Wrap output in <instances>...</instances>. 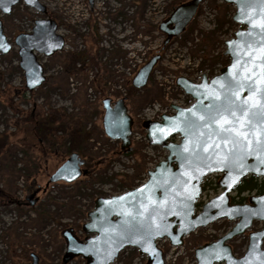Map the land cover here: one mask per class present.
Wrapping results in <instances>:
<instances>
[{
  "label": "rangeland",
  "instance_id": "rangeland-1",
  "mask_svg": "<svg viewBox=\"0 0 264 264\" xmlns=\"http://www.w3.org/2000/svg\"><path fill=\"white\" fill-rule=\"evenodd\" d=\"M190 0H39L46 8L43 16L22 2L9 15L0 13L3 33L12 46L7 56L0 55V92L24 90V75L14 38L31 32L34 21L49 18L57 23V34L64 42L61 52L37 60L45 72V82L32 96L19 104L23 115L17 116L0 97V264H85L76 258L64 262L65 241L61 233L72 228L79 236L87 222L83 213L93 209L96 197L118 193L140 179L149 153L142 142L132 145V155L118 154L120 143L104 135L102 101L126 99L128 114L135 118L146 108L164 109L168 105H189L190 99L179 96L170 84L179 76L200 80L211 71L218 74L224 60L223 42L241 28L231 18L234 8H223L220 0H203L186 32L170 41L159 53L160 60L145 88L131 87L126 77L131 64L146 63L163 46L157 27L171 13V8ZM158 55V54H157ZM37 111L46 124L43 133L32 130L27 114ZM47 155L39 152L38 143L50 145ZM154 156L164 151L152 149ZM84 162L92 173L73 184L55 183L46 187L48 178L72 154ZM152 159V157H151ZM218 182L217 178L212 179ZM36 192V193H35ZM208 187L201 196L207 200L218 193ZM35 193V194H34ZM34 194L30 206L25 198ZM256 195L246 192L239 197ZM234 191L231 197H236ZM9 198V199H8ZM16 199L20 204H10ZM234 222L220 220L192 233L188 242L198 248L204 241L224 235ZM260 228L259 223L243 236L229 242L236 257L247 246V233ZM127 249L113 264H145L137 250ZM166 264H196L193 254L169 257Z\"/></svg>",
  "mask_w": 264,
  "mask_h": 264
},
{
  "label": "water",
  "instance_id": "water-1",
  "mask_svg": "<svg viewBox=\"0 0 264 264\" xmlns=\"http://www.w3.org/2000/svg\"><path fill=\"white\" fill-rule=\"evenodd\" d=\"M87 1L92 6L95 0ZM20 2L43 16L47 14L39 0H0V13L9 15ZM202 2L190 0L172 9L159 25L160 32L166 36L163 48L185 31ZM223 3L234 8L231 21L241 27L223 43L227 65L211 78L203 75L199 82L182 76L176 78L175 85L192 100L191 105L185 108L172 105L173 114L162 115L160 121L141 123L148 145L163 148L167 156L147 172V180L141 186L119 195L96 198L93 209L87 213V222L81 228L85 235L83 240L72 229L61 233L66 245L64 262L81 258L85 264H113L124 249L132 248L146 258V264H164L163 252L156 246V240L166 239L169 246L181 247L183 239L196 230L226 220L234 222V226L217 240L196 248V264H264V193L250 196L244 204L230 201L232 192L248 176L264 179V164L259 163L257 156L247 155L240 148L229 155L230 145L223 144L217 136L209 139V133L218 126L204 127V121L199 120L200 116H208L214 101L219 103L224 99L225 89L221 85L227 81L245 85L238 96H232L236 103L248 100L249 105H254L260 99L259 93L251 94L250 98L246 85L256 81L264 72V68L257 67L261 63L262 51L258 48L250 51L246 45L260 39L258 33L264 27V5L261 0H223ZM14 44L18 67L24 75V88L31 93L45 82V72L37 56L49 58L60 52L64 40L57 34L56 22L43 18L34 21L30 33L17 35ZM11 51L12 46L3 33L0 20V55L7 56ZM159 60L160 56L156 54L137 71L131 81L134 90L147 86ZM253 86L264 88V83H254ZM102 108L105 137L120 142V153L130 152L133 119L128 114L125 99L113 103L106 98L102 101ZM186 121H193L196 126L189 128ZM175 137L179 138L178 142L172 140ZM198 143L200 147H197ZM240 157H243V166H240ZM84 163L72 153L49 176L46 187L55 183L73 184L87 176L88 171L82 168ZM212 174H220L217 185L221 192L197 208L202 182ZM34 194L25 198L30 206L36 203ZM255 222L260 228L247 233L245 253L236 257L229 242L243 236ZM30 257L32 264H38L35 254Z\"/></svg>",
  "mask_w": 264,
  "mask_h": 264
},
{
  "label": "snow or ice",
  "instance_id": "snow-or-ice-1",
  "mask_svg": "<svg viewBox=\"0 0 264 264\" xmlns=\"http://www.w3.org/2000/svg\"><path fill=\"white\" fill-rule=\"evenodd\" d=\"M261 4L264 5V0H261ZM258 35L260 39L255 43L249 42L246 47L250 51L257 48L262 51L261 63L257 67L264 68V27L261 28ZM252 59L254 60L255 57ZM252 75L255 76L256 72L253 71ZM243 79H251V77H244ZM254 83H264V72L260 73L256 81L246 85L250 98L251 94L259 93L260 95V99L255 101L254 105H249L248 100H242L239 103L233 101L232 96H238L239 90L245 85L227 81L221 85L225 89L224 99L219 103L214 101L209 107L208 116H200L199 120L204 121V127H209L210 124L218 126L217 130L209 133V139L217 136L223 144L230 145L229 155L234 154L237 148H240L247 155L257 156L259 163L264 164V88H254ZM217 100H219V95H217ZM253 107L255 110H252ZM226 116L231 117V119H227ZM186 124L189 128L196 126L193 121H186ZM200 146L198 143L197 147ZM216 147H219V144ZM185 150H188L187 145H185ZM225 158L227 159V157ZM242 160L243 157H240V166H243Z\"/></svg>",
  "mask_w": 264,
  "mask_h": 264
},
{
  "label": "trees",
  "instance_id": "trees-1",
  "mask_svg": "<svg viewBox=\"0 0 264 264\" xmlns=\"http://www.w3.org/2000/svg\"><path fill=\"white\" fill-rule=\"evenodd\" d=\"M222 7L227 8L228 6L223 4ZM218 58L219 59L222 58L224 60L223 64H221L220 67H223L228 63L227 58L224 57L223 55H221ZM213 75H214V72L211 71L210 76H213ZM32 94H33V92L29 93L25 89L20 90V91H17V89H15V90L11 89L8 92L7 91L6 92L1 91L0 97L3 99V103L13 113H15L17 116H21V115H23L24 112L20 109L19 104L25 100L27 95L32 96ZM27 115H28L27 116L28 121H30L32 123V130L34 132H36V134L37 133H43V128H45V127H43L44 125L46 126V124H47L49 126V123H47V122L43 123L42 121H39L37 111L31 110L29 112V114H27ZM43 135L45 138V136L47 135L46 132H44ZM54 145H55V142H53V143L51 142V144L50 145L48 144L46 147L42 146L41 143H38V145H37L38 149L37 150H39L40 153L47 155L50 148H53ZM132 150L130 152H125L124 154L128 155V156L132 155V153H133ZM118 154H121V153L119 152ZM91 173H92V170L88 171L89 175ZM132 186L133 185L124 186V189L121 191H118V192L128 191V190L132 189ZM203 190H204V187H203ZM236 192L238 194L237 199H236V197H231V203L232 204L245 203V202H247V197H239L240 194H242L244 192H246L248 194L255 193L256 195L263 194L264 193V179H258V178H254V177L247 178V179L243 180V183L237 188ZM2 197H3L2 194H0V198H2ZM8 202H10V204H15V205L20 204L16 199H12ZM199 206H200V204H197V207H199ZM87 212L88 211L84 212L83 216H87ZM70 229H72V228H70ZM72 230H75V229H72ZM206 242L207 241H204L203 243H206ZM133 252L135 253L134 250H133Z\"/></svg>",
  "mask_w": 264,
  "mask_h": 264
},
{
  "label": "built area",
  "instance_id": "built-area-1",
  "mask_svg": "<svg viewBox=\"0 0 264 264\" xmlns=\"http://www.w3.org/2000/svg\"><path fill=\"white\" fill-rule=\"evenodd\" d=\"M143 65V62L141 60L137 61L136 63H133L130 65V67L127 68L126 70V77H132L133 74L139 69V67ZM171 86L173 87V90L178 91L179 92V96H183L184 94L175 86V78H172L170 81ZM179 106H186V105H179ZM172 113L171 110V106L168 105L167 107H165L164 109H153V108H146L144 109L140 114L135 116V120L140 123L142 121H159L161 115L163 114H170ZM131 140L134 143L136 142H142L140 144H144L145 149L149 152L147 153L146 157V162H145V168L144 171L140 177V179L134 181V186H139L142 183L145 182V180L147 179V171L151 170L155 164L159 161L162 160L165 157V153L164 156L162 157H155L154 153L152 152L153 147H149L147 146L146 140H145V136H144V132L137 126L134 128ZM162 150V149H160ZM152 157V159H151ZM109 194H114L109 192ZM157 246L162 249L165 253V264H166V260L173 256L174 258L179 257V256H184L186 257L187 253H190L191 255L193 254V248L191 247V244L187 241V239L185 240V244L182 247H169L168 242L163 239V240H158L157 242Z\"/></svg>",
  "mask_w": 264,
  "mask_h": 264
},
{
  "label": "flooded vegetation",
  "instance_id": "flooded-vegetation-1",
  "mask_svg": "<svg viewBox=\"0 0 264 264\" xmlns=\"http://www.w3.org/2000/svg\"><path fill=\"white\" fill-rule=\"evenodd\" d=\"M95 1H96V0H95ZM95 1H94V2H95ZM99 1H100V0H99ZM104 1H108V0H104ZM104 1H101V2H104ZM185 3H186V2H185ZM220 3H221V5H223V4L226 5L225 3H223V0H220ZM180 4H182V3H180ZM201 4H202V3H201ZM178 5H179V4H178ZM178 5H175L174 7H176V6H178ZM199 6H200V5H199ZM227 6H229V5H227ZM174 7L171 8V11H172V9H173ZM197 11H198V9H197ZM196 14H197V12H196ZM46 16H47V14H46ZM195 16H196V15H195ZM45 18H46V17H45ZM193 19H194V18H193ZM192 21H193V20H192ZM192 21H191V22H192ZM56 24H57V23H56ZM190 24H191V23H190ZM190 24H189V25H190ZM189 25H188V26H189ZM188 26H187V28H188ZM187 28L185 29V31H184L182 34H184V33L186 32ZM57 30H58V26H57ZM157 30H158V32H160V30H159V26L157 27ZM160 33H161V32H160ZM182 34H181V35H182ZM161 35H162V37L164 38V39H163V41H164L165 38H166V36H165L163 33H161ZM178 37H179V36H178ZM176 38H177V37H176ZM173 39H175V38H173ZM173 39H172V40H173ZM172 40H171V41H172ZM164 49H165V47L163 48V46H162V48H160V50L157 51L156 54L159 55V53H161ZM222 55H223V54H222ZM159 56H160V55H159ZM223 56H224V55H223ZM158 62H159V61H158ZM156 65H157V64H156ZM225 66H226V65H225ZM223 67H224V66H223ZM223 67H220V69H222ZM220 69H219L218 71H220ZM133 78H134V77H133ZM131 81H132V80H131ZM148 81H149V80H148ZM124 99H125V98H124ZM112 102H113V101H112ZM114 102H115V101H114ZM114 102H113V103H114ZM125 103H126V99H125ZM125 105H126V104H125ZM133 122L136 123L135 120H134ZM118 142H119V141H118ZM119 143H120V142H119ZM132 145H133V142H132V140H131V146H132ZM119 150H120V148H119ZM84 165H85V163H84ZM84 165L82 166V168L84 167ZM144 165H145V164H144ZM217 177H218V179H219L220 176H217ZM250 177H251V176H248L247 178H250ZM247 178H245V179H247ZM245 179H244V180H245ZM258 179H259V178H258ZM81 228H82V226H81ZM73 232H74V234H75L80 240H83V239H84L85 235H83V236H79V234L77 233V231L73 230ZM74 259H76V258H74Z\"/></svg>",
  "mask_w": 264,
  "mask_h": 264
}]
</instances>
